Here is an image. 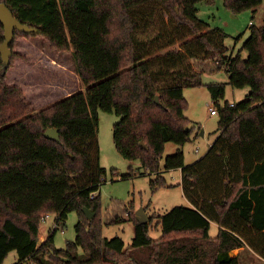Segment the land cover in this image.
Wrapping results in <instances>:
<instances>
[{
	"label": "trees",
	"instance_id": "obj_1",
	"mask_svg": "<svg viewBox=\"0 0 264 264\" xmlns=\"http://www.w3.org/2000/svg\"><path fill=\"white\" fill-rule=\"evenodd\" d=\"M203 1L0 0L54 51L72 53L84 88L34 112L23 89L7 83L17 54L9 67L0 54V264L12 251L16 264H240L231 253L246 245L264 259V24H252L234 56L229 35L199 19ZM263 2L224 0L235 14L256 12ZM149 30L156 33L144 36ZM219 71L232 87L250 93L220 105L228 84H206L218 106L219 137L192 166L181 149L165 162L166 170H181L194 206H176L146 224L131 213L135 236L129 248L121 237L104 238L99 111L120 117L114 126L118 152L156 173L166 144L182 148L190 141L185 89L203 86L204 74ZM49 128L58 129L59 142L45 137ZM158 179L154 186L164 185ZM85 207L95 218L87 219ZM72 211L79 213L76 239L57 249L54 237ZM51 213L56 226L40 244L41 221ZM155 219L159 239L149 235ZM211 222L219 225L216 237L210 236Z\"/></svg>",
	"mask_w": 264,
	"mask_h": 264
},
{
	"label": "rangeland",
	"instance_id": "obj_2",
	"mask_svg": "<svg viewBox=\"0 0 264 264\" xmlns=\"http://www.w3.org/2000/svg\"><path fill=\"white\" fill-rule=\"evenodd\" d=\"M198 17L211 28L223 29L229 38L226 45L236 56L245 41L250 37L251 26L259 27L264 24V2L254 10H245L239 14L229 10L224 0H206L198 4ZM149 30L144 36L155 34ZM238 37H241L238 40ZM17 54L12 67L8 70V84L19 85L27 100L32 104L33 111L39 112L81 90L82 85L75 71L72 53L54 51L49 42L41 36H24L17 34L13 54ZM242 57L247 58V52L242 51ZM203 86L187 88L184 97L187 101L185 116L192 122L193 131L190 141L182 148L175 143L166 144L164 156L160 161L159 172L152 173L139 160L125 159L116 149L114 143V126L120 121L114 113L99 111L97 140L100 149L99 165L106 171L105 179L99 194L101 203L102 234L106 239L121 237L126 248L132 244L135 236V225L130 214L143 209L149 219L168 213L176 206L193 207L182 184V172L179 169L166 170L167 157L183 150L186 166H192L203 158L215 143L220 133L218 126L220 117L210 112V107L218 109L212 100L206 84L226 83L225 99L236 104L245 100L250 88H234L229 84L225 71L206 73L202 76ZM164 179V185L154 186L153 182ZM156 182V184H157ZM119 218L121 222L110 223ZM57 214L47 215L46 221H41L40 237L47 238L56 226ZM79 213L72 211L68 214L65 225L58 229L54 237V247L65 249L70 241L76 239V225ZM110 223V224H109ZM157 220L152 221L149 235L153 239L162 236L161 226L156 227ZM210 236L216 237L219 225L211 222ZM41 244V242H40ZM237 253H231L236 256ZM19 257L12 251L4 264H16ZM240 264H264L250 251L240 256Z\"/></svg>",
	"mask_w": 264,
	"mask_h": 264
},
{
	"label": "water",
	"instance_id": "obj_3",
	"mask_svg": "<svg viewBox=\"0 0 264 264\" xmlns=\"http://www.w3.org/2000/svg\"><path fill=\"white\" fill-rule=\"evenodd\" d=\"M0 23L4 26V42L0 46V54L2 57V61L5 65V67H9L11 63V58L13 55V50L11 48L16 34H25L29 36H38L41 32L34 27H31L29 25L23 24L10 10V8L3 2L0 3ZM156 102L159 104V98H156ZM187 132L190 131L188 128L186 130ZM45 137L54 141L59 142L60 136L58 129L56 128H49L45 132ZM141 146L143 148H146V146L141 143ZM83 212L87 219L91 220L95 218L96 214L89 208H83ZM137 221L140 224H146L148 223V217L146 213L143 211V209H140L136 213Z\"/></svg>",
	"mask_w": 264,
	"mask_h": 264
},
{
	"label": "crops",
	"instance_id": "obj_4",
	"mask_svg": "<svg viewBox=\"0 0 264 264\" xmlns=\"http://www.w3.org/2000/svg\"><path fill=\"white\" fill-rule=\"evenodd\" d=\"M8 75V74H7ZM7 80H8V76H7ZM8 83V81H7ZM16 85V84H14ZM202 159V158H201ZM192 204V203H191ZM193 205V204H192ZM194 206V205H193ZM45 241V238H40V242H44ZM245 251H250L251 253H253L257 258L261 259L262 262H264V259L258 255L253 249H251L248 245H246L245 247L243 248H240V249H236L234 251H232V253H237L236 256H238L240 258V256L242 255V253H244Z\"/></svg>",
	"mask_w": 264,
	"mask_h": 264
},
{
	"label": "built area",
	"instance_id": "obj_5",
	"mask_svg": "<svg viewBox=\"0 0 264 264\" xmlns=\"http://www.w3.org/2000/svg\"><path fill=\"white\" fill-rule=\"evenodd\" d=\"M210 112H212V114H214V115H219V111H218V109H216V108L210 107ZM46 218H47V216L44 217V218L42 219V221H46Z\"/></svg>",
	"mask_w": 264,
	"mask_h": 264
}]
</instances>
